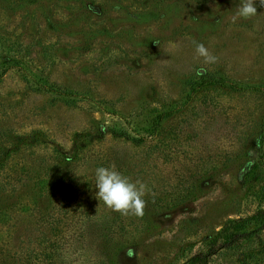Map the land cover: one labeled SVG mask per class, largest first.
<instances>
[{"label": "rangeland", "instance_id": "374dc122", "mask_svg": "<svg viewBox=\"0 0 264 264\" xmlns=\"http://www.w3.org/2000/svg\"><path fill=\"white\" fill-rule=\"evenodd\" d=\"M238 3L0 0L1 45L117 111L36 91L16 68L0 79V264H181L227 219L264 205V8L234 23ZM194 42L217 62L203 64ZM202 73L255 88L191 92ZM165 109L139 143L114 134L138 136ZM111 165L148 186L142 217L96 198L95 170ZM257 243L256 263L246 245L211 264H264Z\"/></svg>", "mask_w": 264, "mask_h": 264}, {"label": "trees", "instance_id": "16d2710c", "mask_svg": "<svg viewBox=\"0 0 264 264\" xmlns=\"http://www.w3.org/2000/svg\"><path fill=\"white\" fill-rule=\"evenodd\" d=\"M3 44V40L0 39V45ZM32 59L24 53L22 50L7 47L1 45L0 51V79L10 70L16 68L21 71L24 78L29 82L32 87L39 92L50 93L55 97L71 103L79 98H87L94 104H97L103 111L117 114V111L110 109L106 105H102V102L97 101L90 95L79 93L73 89L63 87L48 77L41 74L39 70H34L31 67ZM218 85L222 87H229L231 89H254V85H243L239 82H235L227 78L220 73H202L199 78L191 84V92H195L204 86ZM173 114V109L163 110L155 115H149L144 119L143 124L138 127L136 132L140 135H132L124 128H113L114 134L125 135L131 138L134 142L139 143L144 139V133L154 134L158 128L163 124V121ZM105 131L100 130V135L103 136ZM117 136V135H116ZM264 136V134H263ZM263 149L260 148V161H264V137H263ZM256 167V165L254 166ZM253 167V169H254ZM264 232V205L258 207L253 213L236 218H230L225 221L222 227L213 235L204 239L203 247L201 250L195 252L190 257L185 259L181 264H211L214 256L220 254L224 250L236 249L239 247H245L243 258L250 260L252 263H256L261 258L260 253L256 249L249 250L250 243L258 242V245H263L264 240L262 233Z\"/></svg>", "mask_w": 264, "mask_h": 264}, {"label": "clouds", "instance_id": "9594fccd", "mask_svg": "<svg viewBox=\"0 0 264 264\" xmlns=\"http://www.w3.org/2000/svg\"><path fill=\"white\" fill-rule=\"evenodd\" d=\"M258 8H264V0H239L233 22L238 19L249 20L258 14ZM195 43L197 58L203 64L210 65L217 62L218 58L202 42ZM96 198L114 212L123 216L144 215L146 200L149 193L148 186L141 180H132L116 169L115 165L101 166L95 170Z\"/></svg>", "mask_w": 264, "mask_h": 264}]
</instances>
